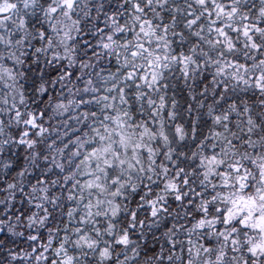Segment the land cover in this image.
<instances>
[{
	"label": "snow or ice",
	"instance_id": "6c2138e0",
	"mask_svg": "<svg viewBox=\"0 0 264 264\" xmlns=\"http://www.w3.org/2000/svg\"><path fill=\"white\" fill-rule=\"evenodd\" d=\"M0 264H264V0H0Z\"/></svg>",
	"mask_w": 264,
	"mask_h": 264
}]
</instances>
